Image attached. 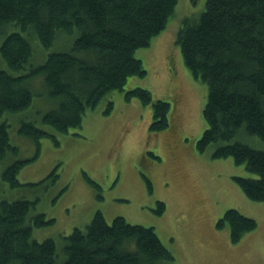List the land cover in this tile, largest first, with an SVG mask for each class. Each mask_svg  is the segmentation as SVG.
Instances as JSON below:
<instances>
[{"label": "trees", "instance_id": "trees-1", "mask_svg": "<svg viewBox=\"0 0 264 264\" xmlns=\"http://www.w3.org/2000/svg\"><path fill=\"white\" fill-rule=\"evenodd\" d=\"M176 5L177 0H0V37L8 33L0 43L7 67L0 69V164L17 150L2 113L31 104V81L37 77H42V92L58 99L42 122L59 132L80 127L86 112L102 100L108 113L113 104L109 94L115 90L124 91L125 100L135 98L150 107V131L164 128L168 101L141 87L125 90L124 85L130 76H145L135 52L163 30ZM201 8L182 19L175 40L184 66L206 85L201 112L205 128L195 148L201 153L215 145L212 158L230 157L235 165H244L254 177L232 180L245 197L263 201L264 150L235 138L247 135L264 144V0H205ZM75 31L71 51L51 52L42 64H30L33 50L27 37L34 35L48 49L57 32ZM19 133L38 144L41 137L51 136L30 120L21 122ZM29 161L12 162L1 179L19 186L17 175ZM54 176L53 171L49 177ZM34 207L35 201L26 198L0 199V264H176L153 228L120 216L108 223L100 211L64 237L58 254L53 239L33 240L32 228L52 223L41 213L30 216ZM163 209L159 202L155 212ZM225 226L235 244L256 222L228 209L217 223L218 229Z\"/></svg>", "mask_w": 264, "mask_h": 264}, {"label": "rangeland", "instance_id": "rangeland-1", "mask_svg": "<svg viewBox=\"0 0 264 264\" xmlns=\"http://www.w3.org/2000/svg\"><path fill=\"white\" fill-rule=\"evenodd\" d=\"M190 1L177 0L163 30L136 50L146 74L130 76L124 85L125 90L141 87L168 101L164 128L150 131V107L135 98L125 100L124 91L115 90L109 94L113 104L108 113L102 100L86 112L80 127L59 132L42 122L58 102L42 92V77L31 81L34 96L28 107L2 113L17 150L5 156L0 173L16 160L30 161L17 175L19 186L10 187L0 177V199L33 200L29 215L41 213L52 220L32 228L33 240L51 238L61 254L64 237L100 211L108 223L120 216L153 228L176 264H264V200L245 197L232 180L254 175L230 157L212 158L215 145L201 153L195 148L205 128L201 112L206 85L193 79L175 43L182 19L202 10L205 2ZM6 34H1L0 43ZM56 35L48 49L34 35L26 36L33 50L31 65L42 64L51 52L71 51L77 31ZM6 68L0 57V69ZM29 120L51 136L41 137L38 144L20 134L21 122ZM243 136L235 140L264 150L258 138ZM53 171L56 176L49 177ZM159 202L164 209L158 214ZM228 209L256 222L255 229L235 244L230 243L226 226H216Z\"/></svg>", "mask_w": 264, "mask_h": 264}, {"label": "flooded vegetation", "instance_id": "flooded-vegetation-1", "mask_svg": "<svg viewBox=\"0 0 264 264\" xmlns=\"http://www.w3.org/2000/svg\"><path fill=\"white\" fill-rule=\"evenodd\" d=\"M220 219H221V218H220ZM220 219H219V220H220ZM219 220H218V221H219ZM218 221L216 222V226H217Z\"/></svg>", "mask_w": 264, "mask_h": 264}]
</instances>
